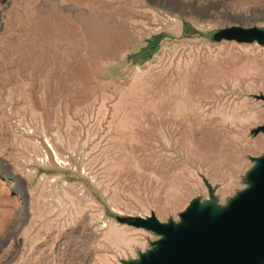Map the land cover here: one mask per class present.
<instances>
[{
  "label": "rangeland",
  "instance_id": "374dc122",
  "mask_svg": "<svg viewBox=\"0 0 264 264\" xmlns=\"http://www.w3.org/2000/svg\"><path fill=\"white\" fill-rule=\"evenodd\" d=\"M232 26L264 0H0V264H124L160 237L118 216L247 187L264 47Z\"/></svg>",
  "mask_w": 264,
  "mask_h": 264
},
{
  "label": "water",
  "instance_id": "95a60500",
  "mask_svg": "<svg viewBox=\"0 0 264 264\" xmlns=\"http://www.w3.org/2000/svg\"><path fill=\"white\" fill-rule=\"evenodd\" d=\"M214 39L264 47V29L232 26L217 31ZM255 98L264 101L263 94ZM252 133H264V125ZM251 159L254 164L244 178L247 187L226 205L204 178L208 198L193 199L179 222H162L155 213L118 216L120 224L160 237L150 250L124 264H264V155Z\"/></svg>",
  "mask_w": 264,
  "mask_h": 264
},
{
  "label": "trees",
  "instance_id": "16d2710c",
  "mask_svg": "<svg viewBox=\"0 0 264 264\" xmlns=\"http://www.w3.org/2000/svg\"><path fill=\"white\" fill-rule=\"evenodd\" d=\"M160 38H161L160 36H155V37L152 39V41H151L152 44H151V45H152V47H154V48H153L154 50L157 49V47H158V43H159V39H160ZM149 51H150V53H152L153 50L151 51V47H150ZM146 52H147L146 49L143 50V51L141 52V54H139V56L142 55V53L144 54V53H146ZM131 57H132L131 59H133L134 57H138V56H137V55H134V56L132 55Z\"/></svg>",
  "mask_w": 264,
  "mask_h": 264
}]
</instances>
